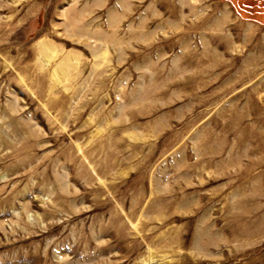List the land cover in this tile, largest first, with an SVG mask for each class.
I'll use <instances>...</instances> for the list:
<instances>
[{
	"label": "rangeland",
	"instance_id": "374dc122",
	"mask_svg": "<svg viewBox=\"0 0 264 264\" xmlns=\"http://www.w3.org/2000/svg\"><path fill=\"white\" fill-rule=\"evenodd\" d=\"M0 264H264V0H0Z\"/></svg>",
	"mask_w": 264,
	"mask_h": 264
},
{
	"label": "bare ground",
	"instance_id": "6f19581e",
	"mask_svg": "<svg viewBox=\"0 0 264 264\" xmlns=\"http://www.w3.org/2000/svg\"><path fill=\"white\" fill-rule=\"evenodd\" d=\"M43 50L45 51V54H49L50 53V47L48 45H45L44 48H43ZM64 69H65V67L64 66H61L60 69H59V71H58L59 74H62L64 72L63 71Z\"/></svg>",
	"mask_w": 264,
	"mask_h": 264
},
{
	"label": "crops",
	"instance_id": "0c3cea01",
	"mask_svg": "<svg viewBox=\"0 0 264 264\" xmlns=\"http://www.w3.org/2000/svg\"><path fill=\"white\" fill-rule=\"evenodd\" d=\"M261 21V20H260ZM262 22V21H261Z\"/></svg>",
	"mask_w": 264,
	"mask_h": 264
}]
</instances>
